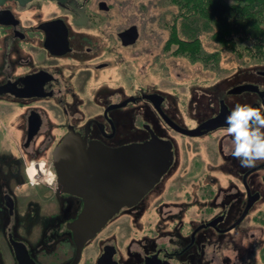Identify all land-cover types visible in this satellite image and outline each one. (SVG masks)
<instances>
[{"label": "rangeland", "instance_id": "374dc122", "mask_svg": "<svg viewBox=\"0 0 264 264\" xmlns=\"http://www.w3.org/2000/svg\"><path fill=\"white\" fill-rule=\"evenodd\" d=\"M103 1H106L109 6V10L99 13L104 33H117L123 27L135 24L138 36L135 43L122 46L116 33L114 42L100 35L98 31L92 32L91 38L95 41L96 55H101L102 58L112 57V60L108 69L96 71L99 79H89L88 83L92 86L86 89L84 95H74L73 103L75 104H71V96L68 95L66 98L67 106L71 104L72 113L80 108V113L76 115L81 119L84 117L81 116L82 112L86 113V109L82 108L86 97L89 98V103L94 102L98 105L109 100H123L132 94L156 92L163 98L162 106L166 115L182 128L190 130L198 126L202 120L212 116V111L217 108V99H226L229 105L230 102L234 103L241 97L246 99V103L256 101L255 96L250 92L245 91L241 95L234 96L227 95L225 92L235 83L242 82L264 87V57L257 55L251 57L252 55L247 52H240L239 55L236 53L243 45H248L247 41L232 46L235 48L234 52L229 47L219 45V41L213 36L214 30H211V28L214 29V25H210V30H203L196 34L194 32L196 24L190 19L184 22L179 16L183 15L178 9L180 6L174 3V0ZM175 32L179 35L184 34L185 38L198 37L199 47L203 53L216 54L215 59L206 62L200 59L193 60L187 56L188 50L178 51ZM2 51H0V62L4 60ZM94 55H82L81 57L86 59L68 62L70 69L64 77L70 85L73 84L74 71L88 65L93 60L88 58H93ZM70 87L72 88V85ZM143 103L132 102L127 104V110L123 109L124 118L119 124L121 128L117 130L120 133L117 142L126 144L137 140L139 136L136 132H143L142 123H150L149 125L153 128L164 127L161 124V118V123L155 119L158 117L155 111H150L149 118L140 115L148 110L144 105L142 106ZM25 105L21 102L9 104L7 114L0 121L3 128L0 129V177L6 179L4 176L7 173L4 170L7 166L11 170L10 173L16 174L17 177L24 171V174L27 173L29 176V183L26 184L27 189L31 191L27 192L33 195V190L37 187L31 185L34 182L39 181L43 186L48 185V187H53L55 182L46 164L45 153L38 154V158L34 160L26 158L25 150L20 149L22 146L19 144L23 135L18 132V118ZM226 128H215L202 136L187 138L165 125L166 130L163 135L173 144L176 151L174 161L176 164L135 208L125 210L109 221L98 233L99 244L103 240L116 243L119 247L120 261L127 264L130 259L129 252H131V259L136 257L135 261H137L138 252H141L149 241L150 250L155 249L161 241L165 243V248L168 250L180 249L186 243L194 226L221 214L223 208L228 210L220 226H228L237 220L245 206L246 195L242 187V193H240L242 204L238 205L235 201L238 198L237 183H234L238 180L233 176V171L238 170L241 176L243 170L248 167H242L238 158L231 164V160L223 157L219 152L221 145L224 154H231L230 148L233 142ZM62 132H64L63 129H55L50 133L59 137ZM36 140V144H31L26 152L32 153L37 150V144L42 138L38 137ZM51 147H48V150ZM33 164L42 165L43 181L34 177L36 172L30 169ZM44 167L48 171H45ZM262 169L256 174L258 177L255 180L261 195L260 199L253 204L240 223L229 231L215 234L210 232L208 227L201 230L195 243V249L201 253V256L197 261L188 264H264V184L259 182L260 175L264 173ZM15 181L17 185L21 183V179L17 178ZM14 184L12 182L10 185ZM6 185L8 182L2 183L1 186ZM22 187L19 188L18 185L17 190L20 191ZM25 194L26 192L23 191L20 198ZM28 206L34 205L29 203ZM52 219L44 221L43 216L36 218L35 215L33 220L22 221L18 227L17 223L13 227L14 234L17 230V237H25L30 246L50 254L59 249L58 240L61 236L56 238V232L60 227L52 225L56 227V229L51 228L54 240L46 241L40 236L45 226L48 227V223L55 222V218ZM203 235L210 239L203 240L204 242L200 245L201 239L205 238ZM95 243L93 239L85 246L79 264H93L98 251ZM195 249L193 248L192 253L190 250L173 257L172 262L180 264V260L188 257V253L195 255ZM61 261L58 259V264L63 263Z\"/></svg>", "mask_w": 264, "mask_h": 264}, {"label": "flooded vegetation", "instance_id": "af4514ba", "mask_svg": "<svg viewBox=\"0 0 264 264\" xmlns=\"http://www.w3.org/2000/svg\"><path fill=\"white\" fill-rule=\"evenodd\" d=\"M107 10H109V6L106 4V1L103 0H25L23 3L18 0H3L0 3V51L3 50L1 55L4 59L0 62V121L5 114H7L9 104H18V102L26 104L25 107H23V110H21L18 118V132L23 135L19 144L22 146L20 149L23 151L25 150V156H27L26 158L34 160H36L35 158H38V154L45 153V156H47L46 164H48V168H50L52 174V179L55 182L53 187H48V185L43 186V184L39 181L34 182V184L31 185L37 187H35L36 190H33L34 194L32 195L27 192L31 191L27 189L28 185L26 183H29V176L27 173L24 174L23 171L21 172V176L18 175L17 177L16 174L10 173L11 170L8 166L7 169L4 170V172L7 173L4 176L6 179L0 177V264H22L20 260L24 258V252L27 253V256L33 264H58V259L63 262L59 264L71 263L75 247L70 229H68L67 225L80 213V209L82 208L84 202L81 197H77L69 193L66 194L58 192V180L56 179L54 168L55 160L52 156V151L55 146L61 142L63 137H65L68 132L73 135L79 134L81 138V140L79 139L80 144L86 148H88V145L90 144L89 142L93 141L103 143V145L110 148L122 146L123 143L121 144L117 142V138L120 135L117 130L120 127L119 124L122 123L124 118L123 109L127 110V104L138 101L143 103V101H145L142 106L144 105L148 110L147 112L140 113V115H145L146 118H149L148 115L150 114V111H155L157 113L155 107L153 106V102L143 97V95L146 94L157 95V97L153 98V101L154 103H158L161 110L166 115L162 106L163 98L156 92H143L140 95L132 94L128 95L123 100L114 99L103 104L98 103V105L94 104V102L89 103V98L86 97L84 104L82 105V108L86 109V113L81 111L83 114L81 116H84L82 119L76 115L80 113V108L78 110L76 107L77 111H75V113H72L70 110L71 104H75L73 103L74 95H84L86 89L88 90L92 86L88 83V81L99 79L97 77L98 74L96 75V71H103L111 66L110 60H112V57L102 58L101 55H96L97 52L94 47L95 41L91 38V35H93L92 32L98 31L100 32V35L107 38L109 41L114 40L115 42L114 37L116 32H108L105 34V30L101 27L102 19L99 13ZM131 25L135 24H129V26ZM129 26L123 27L116 33L117 39L120 40L122 46H129L137 41L136 38L135 42L124 44L123 40H121L119 33L128 29ZM126 40L127 39H125V41ZM86 54L95 55L93 58H88L93 59L88 63V65L82 66L74 71L72 74L74 76V80L73 84H71V88L69 81H67L64 77L70 69L68 62L73 60H84L86 57L82 58L81 56ZM78 56L81 58H76ZM246 83L247 82L235 83L230 87V89L234 88V86L245 85ZM255 86L258 87V90L264 91V87L260 88L258 85ZM230 89L228 88L225 91L227 95L234 96L239 94L241 95L245 91L250 92L256 98V101H253L254 103H250L254 106H260L258 102L264 101V95L260 96L258 92L245 90L241 92L229 93L228 91ZM68 95L71 96L72 99L69 106H67L68 101L66 99ZM130 98H133V100L121 105V107H115L122 101ZM226 101V99H217V108L212 111V116L202 120L198 125L205 120L217 116L223 106L230 111L236 101L246 103V99L244 97L238 98L234 101V103L230 102V105L226 103ZM158 117H155V119H158L161 123L162 118L160 120L159 115ZM168 117L171 118L170 116ZM171 120L173 121L172 118ZM149 124L150 123L141 124L143 132H136L139 138L134 142H144L149 138L150 133L149 130L145 128L146 126H148L158 137L169 140L163 135L166 130L164 129L166 124L163 120L161 124H163L164 127L162 128H153ZM224 127L227 126L225 125ZM0 129H3L1 128V125ZM55 129H63L64 132H62L58 137V135L56 136L55 134L53 135L50 133ZM213 130L205 132H211ZM205 132L196 136H202ZM38 137L42 138V140L37 144V150L32 153L26 152V149H29L31 144H36V139ZM184 137L190 138L194 136L184 134ZM48 147H51V149L48 150ZM233 147L234 145L230 148V153H232ZM219 149V152L223 157L225 156L231 160V164L237 160V157L232 154H224L223 149H221V145ZM173 153L174 156L171 162L172 164L167 172H165L160 178L158 183L164 179L163 177H165L166 173H168L169 170L176 164L174 162L176 154L174 147ZM31 168L32 166H30V169ZM261 168L264 170V162H258L255 167L243 170L241 176L238 170L233 171V176L236 180H238V182H234L237 183L236 196L238 198L235 199V201L238 205L242 204V194H240L242 193V187L244 191L243 193L246 195L244 205L248 199L246 185L244 182L247 184L249 194H258V197L256 196L257 198L252 202L250 208L260 199L261 195L255 180L258 177L256 174ZM33 169L34 168L31 170L35 171V169ZM44 170L48 171L45 167ZM30 173L32 172L30 171ZM246 173L247 175L244 178ZM42 175H44L43 171ZM17 178L19 180L21 179V183L18 184L19 188L24 186L20 191L17 190L18 185L17 181H15ZM259 178V182L264 184V173L261 174ZM37 180L43 181L42 177ZM5 182H8V185L2 187V183ZM12 182L15 184L10 185ZM158 183L153 185L150 190H152ZM150 190H148L147 193ZM23 191H25L26 194L20 198ZM147 193L141 197L136 205L120 208L117 213L105 222L102 229H100L96 235L92 237V239L84 243L80 260L77 264H79L82 259L81 256L85 246L93 239L94 243L96 242V246H98V251L95 255L93 264L97 263V260L102 254H104V252L110 254L111 259L115 263L126 264L125 262L122 263L120 261V255L118 252L119 247L116 243L111 242V240H103L100 241L102 243L99 244L98 241L100 238L98 239L97 236L98 233H100V231H102L109 223V221L114 218V216H117L125 210L135 208L143 197L147 195ZM239 196L241 197L239 198ZM28 201L34 206H28ZM227 210L228 209L223 208L221 214H217L212 219L205 220L204 222L194 226V229L190 232L186 243H184L180 249H175L173 251L168 250L165 248V243L161 241L155 249L150 250L151 248H148L150 244L149 241L146 247L141 251L142 253L138 252L137 254L139 255V257L137 256L139 262L138 260L135 261L136 257L131 259V252H129L130 259L127 264H162L164 261L174 264L172 262L173 257L182 255L185 252L187 253L190 250V253L193 252V248L195 249V243L197 242V237H199V232H201L204 228H210V232L215 234H223L227 232L225 229L232 223L228 226H220V224L225 220ZM35 215L36 218L40 215L43 216L44 221L53 220L52 218H55L54 223H48V227L47 225L45 226L43 229L44 232L40 237L44 238L46 241L48 239L54 240L55 238L52 236L51 230V228L54 227H52V225L60 227L56 232V238L61 236L58 240L59 249L57 251L55 250L50 254H45L44 252H40V249L36 250L32 245L30 246L28 239L25 237H17V230L14 234L13 227H15L17 223L18 224L16 226L18 227L19 224H22V221L26 222L27 220L28 222L33 220ZM219 216L221 217V220H219L215 226H209L206 224ZM40 227L42 228V226ZM56 227L54 229H56ZM203 237L205 236L203 235ZM209 239L206 237L201 239L202 241H200V245L204 242L203 240L206 241ZM200 245L198 246V249L200 248ZM190 253L187 254L188 257H184V259L180 260V264H185L186 261V264L195 262L201 256V253L196 249L194 250L195 255H190ZM102 264H111V262L105 259Z\"/></svg>", "mask_w": 264, "mask_h": 264}, {"label": "water", "instance_id": "95a60500", "mask_svg": "<svg viewBox=\"0 0 264 264\" xmlns=\"http://www.w3.org/2000/svg\"><path fill=\"white\" fill-rule=\"evenodd\" d=\"M2 1L0 0V3ZM18 1L25 2V0ZM119 36L124 44L133 43L138 36L137 28L131 25L120 32ZM245 90L258 92L260 96L264 95V91L258 90L257 86L247 83L234 86L228 92ZM143 97L153 102L158 115L166 125L183 135L196 136L205 131L227 126L225 117L229 110L224 106L217 116L188 130L173 122L164 114L158 103H154L153 98L157 95L146 94ZM132 100L133 98L124 100L115 107H121ZM145 128L149 130L150 136L144 142L122 144L111 148L95 141L89 142L86 148L80 144L79 134L73 135L68 132L52 151L58 192L81 197L84 202L80 213L67 225L75 247L70 264L79 262L84 243L92 239L110 217L122 207L136 205L141 197L158 183L172 164L174 153L171 141L158 137L148 126ZM246 175L247 173L244 178ZM244 184L248 194L245 207L239 218L225 231H229L244 218L252 202L258 197V194H249L246 182ZM219 220H221L220 216L206 224L215 226ZM23 256L24 258L20 260L22 264H33L26 252ZM105 259L111 264H117L106 252L100 256L96 264H102ZM162 264L170 263L164 261Z\"/></svg>", "mask_w": 264, "mask_h": 264}, {"label": "trees", "instance_id": "16d2710c", "mask_svg": "<svg viewBox=\"0 0 264 264\" xmlns=\"http://www.w3.org/2000/svg\"><path fill=\"white\" fill-rule=\"evenodd\" d=\"M174 3L179 4L178 9L183 14L179 16L184 22L190 19L196 24V34L214 25L211 30L221 47L235 52L232 46L247 41L248 45L241 47L244 52H236L238 55L247 52L251 57H264V0H174ZM183 35L175 32L178 51L188 50L186 54L193 60L215 59L216 54L203 53L198 37L185 38Z\"/></svg>", "mask_w": 264, "mask_h": 264}, {"label": "clouds", "instance_id": "9594fccd", "mask_svg": "<svg viewBox=\"0 0 264 264\" xmlns=\"http://www.w3.org/2000/svg\"><path fill=\"white\" fill-rule=\"evenodd\" d=\"M258 103L260 106L236 101L225 117L234 145L231 154L242 167L264 162V101Z\"/></svg>", "mask_w": 264, "mask_h": 264}, {"label": "bare ground", "instance_id": "6f19581e", "mask_svg": "<svg viewBox=\"0 0 264 264\" xmlns=\"http://www.w3.org/2000/svg\"><path fill=\"white\" fill-rule=\"evenodd\" d=\"M39 166H41V165H39V164H34V166L32 165V168H34L36 172H39V173H40L42 170H41V168H40ZM32 168H31V169H32ZM34 169H33V170H34Z\"/></svg>", "mask_w": 264, "mask_h": 264}, {"label": "built area", "instance_id": "2783aa9c", "mask_svg": "<svg viewBox=\"0 0 264 264\" xmlns=\"http://www.w3.org/2000/svg\"><path fill=\"white\" fill-rule=\"evenodd\" d=\"M42 170V165L39 166ZM41 175V176H40ZM35 178L39 179L40 177H42V171L40 173H36V175H34Z\"/></svg>", "mask_w": 264, "mask_h": 264}]
</instances>
